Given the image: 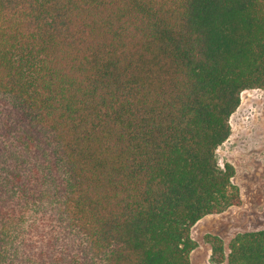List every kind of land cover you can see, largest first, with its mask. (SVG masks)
<instances>
[{"label": "trees", "instance_id": "obj_1", "mask_svg": "<svg viewBox=\"0 0 264 264\" xmlns=\"http://www.w3.org/2000/svg\"><path fill=\"white\" fill-rule=\"evenodd\" d=\"M248 89L264 0H0V264H192ZM212 247L264 264V229Z\"/></svg>", "mask_w": 264, "mask_h": 264}, {"label": "rangeland", "instance_id": "obj_2", "mask_svg": "<svg viewBox=\"0 0 264 264\" xmlns=\"http://www.w3.org/2000/svg\"><path fill=\"white\" fill-rule=\"evenodd\" d=\"M231 134L216 151L218 163L234 167L232 182L242 201L226 211L207 215L192 228L197 246L192 264H220L212 241L219 238L228 252L229 241L239 232L264 229V89H248L230 117Z\"/></svg>", "mask_w": 264, "mask_h": 264}]
</instances>
